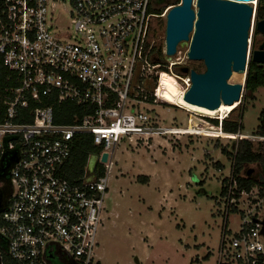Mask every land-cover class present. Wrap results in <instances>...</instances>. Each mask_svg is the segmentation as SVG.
<instances>
[{
    "label": "built area",
    "instance_id": "obj_1",
    "mask_svg": "<svg viewBox=\"0 0 264 264\" xmlns=\"http://www.w3.org/2000/svg\"><path fill=\"white\" fill-rule=\"evenodd\" d=\"M54 1L0 0V63L9 72L0 85V182L10 189L0 207V264L6 258L97 264L115 147L122 140L138 146L160 135H190L171 133L175 127L158 125L151 115L154 97L161 100L150 91L151 69L169 72L184 94L190 87L189 76L172 71L182 62L152 64L149 25L168 9L150 13L151 0H68L70 24L58 27ZM62 103L85 115L57 123L55 106ZM82 136L102 152L89 156L80 180L72 182L62 167ZM97 163L103 175L96 174ZM234 187L231 175L216 264H264V193L253 189L235 198ZM252 193L232 231L230 207L241 208L240 197Z\"/></svg>",
    "mask_w": 264,
    "mask_h": 264
},
{
    "label": "rangeland",
    "instance_id": "obj_2",
    "mask_svg": "<svg viewBox=\"0 0 264 264\" xmlns=\"http://www.w3.org/2000/svg\"><path fill=\"white\" fill-rule=\"evenodd\" d=\"M175 2L159 0L156 3L154 0L152 7L164 11ZM256 7L257 4L255 11ZM52 11L58 27L70 24L68 0L54 1ZM251 21L248 61L264 41V34L255 29L256 14ZM164 30L165 18L151 20L148 38L162 51ZM188 48V41L180 42L176 54L172 57L163 54V59L167 65L180 61L183 67L202 72L201 61L187 59ZM181 68L176 65L172 71L181 78L188 77L180 72ZM241 95V104L231 114L230 111L226 119L239 122L242 127L239 134L253 136L259 128L264 131V86L254 93L243 90ZM154 100L151 115L154 114L158 125L180 128L184 130L182 134L190 135H160L148 145L138 146L122 140L115 147L110 155L109 200L106 219L98 234L97 264H216L226 204L221 186L225 179L229 182L232 175V160L222 150L232 155L237 141L242 139L217 138L215 129L220 123L209 122L221 114L216 110L193 104L182 109L155 97ZM248 141L254 146L263 142ZM245 171H251L255 179L261 177L258 165H246L241 175ZM5 186L0 182V191ZM253 193L240 197L241 203L237 205H242L241 208L233 211L234 206L230 207L228 228L232 231L238 227L239 209L251 205L248 199H254ZM261 211L260 219L264 224V208Z\"/></svg>",
    "mask_w": 264,
    "mask_h": 264
},
{
    "label": "water",
    "instance_id": "obj_3",
    "mask_svg": "<svg viewBox=\"0 0 264 264\" xmlns=\"http://www.w3.org/2000/svg\"><path fill=\"white\" fill-rule=\"evenodd\" d=\"M253 1L180 0L169 6L165 17V56H174L180 42L188 41L187 59L201 61L204 66L202 72L180 69L190 80L183 97L186 102L210 110L221 103H241L245 82L230 83L229 79L232 72H247L248 38L251 19L256 14L250 3ZM255 29L264 34V19L256 22ZM250 61L264 65V41L252 52ZM107 159L108 153H102L101 162L106 163Z\"/></svg>",
    "mask_w": 264,
    "mask_h": 264
},
{
    "label": "trees",
    "instance_id": "obj_4",
    "mask_svg": "<svg viewBox=\"0 0 264 264\" xmlns=\"http://www.w3.org/2000/svg\"><path fill=\"white\" fill-rule=\"evenodd\" d=\"M180 0H176L174 4H178ZM162 8H149V12L160 15ZM256 19L257 21L264 19V0L257 1L256 7ZM154 53L152 64L166 65L163 59L162 50L157 46L152 49ZM165 56V55H164ZM179 74V73H177ZM9 75V72L0 63V85L5 84V78ZM264 86V65L249 61L245 78V92L254 93L258 88ZM241 104V103H240ZM167 106V104H165ZM85 115L83 108L75 106L71 103H62L55 106V121L57 123L69 124L74 122V117L80 120ZM209 122L217 125L216 119H209ZM220 127L224 133L238 134L242 131V127L238 121L225 119L221 122ZM253 136L264 137V131L257 129ZM102 152V147H96L92 144L91 137L82 136L74 141L69 158L65 161L62 167V175L72 181L77 182L80 180L83 171L87 165L89 156L99 155ZM222 153L229 156L232 160V180L235 183L233 190L234 197L238 198L240 193H249L253 189L258 190V195L262 196L264 193V142L257 143L256 146L252 141L238 140L235 146L234 153L229 154L225 150ZM258 165L261 170V177L255 179L252 175L245 171L244 175H241L246 165ZM103 165L96 164V174H104ZM228 188V180L225 179L223 186H221V195L226 196ZM237 208L234 206L233 211ZM230 212V210H229ZM6 264H18L17 262L7 259Z\"/></svg>",
    "mask_w": 264,
    "mask_h": 264
},
{
    "label": "bare ground",
    "instance_id": "obj_5",
    "mask_svg": "<svg viewBox=\"0 0 264 264\" xmlns=\"http://www.w3.org/2000/svg\"><path fill=\"white\" fill-rule=\"evenodd\" d=\"M251 5H254V10H255V5L257 4V1L250 2ZM255 17V16H254ZM185 54V53H184ZM236 76L234 79L237 83H244L246 74L245 73H240V72H232L231 77L229 79L230 83H233V78ZM150 91L154 93V95H157L163 102L173 104V105H179L183 109H186L190 103L186 102L184 100V91L180 88L178 85L177 79L175 77H172L168 73L161 71V70H156L151 69V75H150ZM235 82V83H236ZM240 105L239 102H235L233 105H225L223 103L220 104V106L215 109L218 113L221 114H226L228 111H231L230 114L236 110ZM188 111V110H187ZM216 113V112H214ZM174 131L171 133L173 134H180L182 129L178 128H173ZM177 130V131H175ZM179 130V132H178ZM216 130V136L222 137V136H227V137H233L235 138H241L245 140H256V141H264L263 137H258V136H251L247 134H229V133H224L222 130L219 131V126L215 129ZM187 131H194L193 129H187ZM209 133V132H208ZM182 134V133H181ZM212 134V133H211ZM212 136L216 137L215 135L212 134Z\"/></svg>",
    "mask_w": 264,
    "mask_h": 264
},
{
    "label": "flooded vegetation",
    "instance_id": "obj_6",
    "mask_svg": "<svg viewBox=\"0 0 264 264\" xmlns=\"http://www.w3.org/2000/svg\"><path fill=\"white\" fill-rule=\"evenodd\" d=\"M159 0H156V3H158ZM154 0H151V3H153ZM0 179H1V175H0ZM5 187L0 191V207L4 204V202L6 201L9 193H10V189L9 186L5 183Z\"/></svg>",
    "mask_w": 264,
    "mask_h": 264
},
{
    "label": "clouds",
    "instance_id": "obj_7",
    "mask_svg": "<svg viewBox=\"0 0 264 264\" xmlns=\"http://www.w3.org/2000/svg\"><path fill=\"white\" fill-rule=\"evenodd\" d=\"M180 108H182V107H180ZM183 109V108H182ZM229 112L230 111H228L226 114H224L223 116L221 115V114H219V115H217L216 116V120H217V122L219 121V123L221 124V122L223 121V120H225L227 117H228V114H229ZM220 116V117H219ZM207 117V116H206ZM223 117V118H222ZM209 118V117H208ZM222 118V119H221Z\"/></svg>",
    "mask_w": 264,
    "mask_h": 264
}]
</instances>
